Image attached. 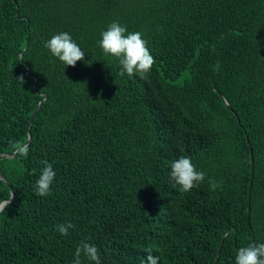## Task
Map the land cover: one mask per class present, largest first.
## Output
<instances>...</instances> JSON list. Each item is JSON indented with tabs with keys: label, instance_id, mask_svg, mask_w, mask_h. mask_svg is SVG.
<instances>
[{
	"label": "trees",
	"instance_id": "obj_1",
	"mask_svg": "<svg viewBox=\"0 0 264 264\" xmlns=\"http://www.w3.org/2000/svg\"><path fill=\"white\" fill-rule=\"evenodd\" d=\"M113 21L143 34L147 79L103 53ZM60 32L85 51L75 66L45 47ZM44 94L28 145L0 157V264H73L82 242L101 264H148L149 248L158 264H235L264 243V0H0V152L27 140ZM181 156L206 174L189 192L170 176Z\"/></svg>",
	"mask_w": 264,
	"mask_h": 264
},
{
	"label": "clouds",
	"instance_id": "obj_2",
	"mask_svg": "<svg viewBox=\"0 0 264 264\" xmlns=\"http://www.w3.org/2000/svg\"><path fill=\"white\" fill-rule=\"evenodd\" d=\"M101 37L98 41L99 46L105 55L118 58L121 65V76L127 74L131 77L138 74L142 79H147L155 59L141 32H129L126 26L121 25L118 21H113L106 30L102 31ZM45 47L50 50L53 56L68 66H75L76 62L83 60L85 56V51L81 49L68 32L53 35L45 42ZM17 79L23 83L24 77L21 75ZM27 152L28 149L25 148L22 154L26 155ZM41 163L44 167L36 181L35 191L37 195L46 197L50 194V187L56 173L52 164L47 160L41 161ZM170 176L175 184L179 186L180 191L189 192L205 180L206 174L196 169L190 157L181 156L171 162ZM209 185L213 190L220 186L215 180H209ZM0 210L3 209L0 208ZM73 227L74 225L71 222L62 223L57 226V230L61 235L66 236L69 229ZM146 252L148 253V264H158L159 257L153 255L152 249H146ZM82 254L89 260L94 261L95 264H101L99 251L94 244L82 242L75 251L73 264H81ZM235 264H264V243L241 247L235 255Z\"/></svg>",
	"mask_w": 264,
	"mask_h": 264
},
{
	"label": "water",
	"instance_id": "obj_3",
	"mask_svg": "<svg viewBox=\"0 0 264 264\" xmlns=\"http://www.w3.org/2000/svg\"><path fill=\"white\" fill-rule=\"evenodd\" d=\"M28 73V69H27V71H26V74ZM46 98V94H44L43 95V97H42V99L38 102V104H37V106H36V108L34 109V111L32 112V114H31V116H30V120H29V124H28V128H27V131H28V138H27V140L19 147V148H17L15 151H13V152H10V153H8V152H0V157L1 156H6V157H13V156H15L16 155V153L19 151V150H21L22 148H24L25 146H27L28 145V143L30 142V140H31V137H32V135H31V132H30V125H31V122H32V120L34 119V117H35V115H36V113L38 112V110H39V108H40V105H41V103H42V101L44 100ZM225 104L229 107V108H231L230 106H229V104L225 101ZM247 144H248V147H249V152H250V164H251V170H250V181H249V188H248V200H249V195H250V188H251V185H252V179H253V163H254V160H253V156H252V148H251V146H250V144H249V142L247 141ZM0 180H2L5 184H7L8 186H9V188H10V198L9 199H6V200H3V201H1L0 202V208H4V204H5V206L6 205H8L10 202H11V200L13 199V197H14V193H13V188H12V186L10 185V183L8 182V180L5 178V176L0 172ZM1 211V210H0Z\"/></svg>",
	"mask_w": 264,
	"mask_h": 264
}]
</instances>
